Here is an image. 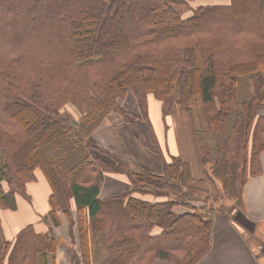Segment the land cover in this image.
Wrapping results in <instances>:
<instances>
[{
    "label": "trees",
    "instance_id": "trees-1",
    "mask_svg": "<svg viewBox=\"0 0 264 264\" xmlns=\"http://www.w3.org/2000/svg\"><path fill=\"white\" fill-rule=\"evenodd\" d=\"M199 1L0 0V209L16 210L18 196L31 203L40 170L51 188L46 220L61 224V212L71 235L76 226L81 264H196L210 250L211 213L189 201L179 213L172 199L205 193L194 185L205 177L164 156L151 98L191 115L197 168L217 195L244 210V186L261 173L264 0ZM128 94L139 118L121 104ZM111 113L147 124L161 173L95 155L107 151L90 134ZM106 174L130 188L101 199ZM57 248L53 229L28 225L2 239L0 264H55Z\"/></svg>",
    "mask_w": 264,
    "mask_h": 264
},
{
    "label": "crops",
    "instance_id": "crops-1",
    "mask_svg": "<svg viewBox=\"0 0 264 264\" xmlns=\"http://www.w3.org/2000/svg\"><path fill=\"white\" fill-rule=\"evenodd\" d=\"M121 104L124 109L139 118L140 112L137 102L131 94H128ZM161 106L162 103L155 98L150 99V118L155 133L162 147L167 144L170 150L168 155L167 150L165 151V153L167 152L166 154L163 152L164 156L168 160L171 156L195 158L194 150L192 151L193 143L191 142V137L187 140L185 137L180 139L170 128L167 133H165V129L163 132L159 131V123L155 114L160 111ZM164 119H162L163 125L165 123L169 125L171 118L167 117ZM101 132L105 133L102 135L104 139L99 141L96 137L95 140L98 141L99 148L120 155L130 163L132 170L142 168L153 173L162 172L161 155L155 158L149 150L144 148L135 127L124 123L120 115L116 113L109 114L99 127L98 137H100ZM184 139L188 143L191 157L180 148L179 143L184 141ZM260 162L261 173L257 176L249 177L243 189V208L244 211H247V216L243 215V225L239 227L235 220L229 216L215 217L213 219L210 250L196 264H264V246L250 245L247 240V237L251 235L249 225L257 227L258 224L264 223V152L261 154ZM194 170L196 172V169ZM36 177L37 180L35 182L28 184V194L32 199L31 203L18 196L16 210L0 209V252L2 239L13 243L17 234L24 227L32 225L37 233H47L49 229H53L58 241L55 264H81L78 261L76 226L73 228V235H71L69 222L61 212L58 213L61 220V224L58 226H55L50 220H46L51 209L49 205L51 188L40 170L36 171ZM129 188L130 184L125 175L106 174L100 191V198L105 199L112 194L126 191ZM73 214H75L74 209ZM101 247L104 246L101 245ZM101 247L99 248L103 251L104 249ZM101 253L104 255L105 252ZM74 256L77 257L75 262H73ZM4 264H7V257ZM154 264L170 263L156 260Z\"/></svg>",
    "mask_w": 264,
    "mask_h": 264
},
{
    "label": "rangeland",
    "instance_id": "rangeland-1",
    "mask_svg": "<svg viewBox=\"0 0 264 264\" xmlns=\"http://www.w3.org/2000/svg\"><path fill=\"white\" fill-rule=\"evenodd\" d=\"M223 0H203V1H199V3L202 4H208V3H212V2H222ZM199 3H194V6H199ZM252 83H254V81L252 80ZM170 108H172L175 112L172 115H167L169 114ZM169 110V111H168ZM64 111L66 113H68L71 117V119L74 120V124H77V121L80 120L81 115L78 113V111L72 106V105H67L64 108ZM165 116H168L169 118H171V120L169 121V125H166L167 123H165V125H163V120H165L164 118ZM156 119L159 123V131H162L165 129V133L168 132L169 128L173 130V132L175 133V135H177L180 139H183L185 137V139H190L191 137V142H192V117L191 115L184 110L183 108H181L179 105H177V103H174V108H173V102H168L166 104H162L160 111L157 112V114H155ZM105 120V119H104ZM104 120L102 121V123L99 125V127L103 124ZM123 120V119H122ZM124 123H126L127 125H133L136 129L137 135L139 136V140H141L142 142V146L144 148H146L147 150H149L155 158H157V156H160L159 151H157L156 149H154V142L151 139L150 135H149V130L147 124L145 123H141L138 122L135 124H131L125 120H123ZM157 123V124H158ZM153 124V123H152ZM99 127H97L95 130H93L90 134V138L89 141L91 142V144H93L95 147L99 148V143L96 140V137L98 138L99 141H102L104 139V137L102 135H104L101 132V135H99L100 137H98V131H99ZM102 131V130H101ZM155 131V129H154ZM98 133V134H97ZM156 134V133H155ZM184 139V141H182L180 144V148L183 151L187 152V155L189 157H191V154L189 152V146L187 141ZM193 143V142H192ZM161 150L162 152L165 153V151L167 150V155L170 154V150H169V146H167V144L165 145V147L160 144ZM167 148V149H166ZM103 149V148H100ZM105 150V149H103ZM107 151V150H105ZM193 151V149H192ZM165 153V154H166ZM189 153V154H188ZM194 153V151H193ZM95 155H99L100 157L103 158H111L112 155H117L116 153H112V152H105V153H98L95 152ZM195 155V154H194ZM179 157V156H177ZM184 161H187L188 163H190L192 165V167L194 169H196V175H202V178L205 177V180L203 182L199 181V182H193L194 185H196L197 187L200 188H204L206 191L205 193H197L194 195H190L189 193L185 194L184 197H180V196H176L172 199H177L179 200L181 203L178 204L179 206H177L176 211L177 212H183L186 210H189V208H187V206L183 205V201H189L188 203L191 206H195L197 208H201V207H205V212L211 213V217L212 219H214L215 217H230L232 219L235 220V223L241 227L244 223V218L243 215L247 216V211L242 210L239 203H238V199H229L226 198L225 195H217L216 190L220 189L221 186L218 185H214L211 183V181H209V179L203 174V172L200 170L198 171L197 168V156L195 155V158H188V157H184V156H180ZM138 170H143L142 168H139ZM207 170H211V165L207 164ZM201 178V179H202ZM198 181V180H197ZM220 187V188H218ZM238 223H237V222ZM58 226V225H56ZM252 225H249L250 228V236L247 237V240L249 241L250 245H259V246H264V223L258 224L257 227H251ZM244 228V227H243ZM248 231V230H247ZM252 231V233H251ZM246 232V230H245ZM249 232V231H248ZM256 234V235H255ZM259 235V236H257ZM261 238V239H260Z\"/></svg>",
    "mask_w": 264,
    "mask_h": 264
}]
</instances>
